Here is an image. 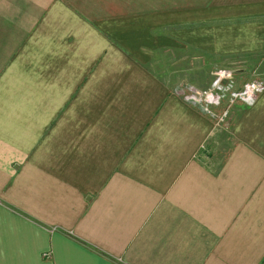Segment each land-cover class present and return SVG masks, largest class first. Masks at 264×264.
<instances>
[{"label": "crops", "instance_id": "crops-1", "mask_svg": "<svg viewBox=\"0 0 264 264\" xmlns=\"http://www.w3.org/2000/svg\"><path fill=\"white\" fill-rule=\"evenodd\" d=\"M216 58L264 82V0H0V264H264V91H177Z\"/></svg>", "mask_w": 264, "mask_h": 264}, {"label": "rangeland", "instance_id": "rangeland-1", "mask_svg": "<svg viewBox=\"0 0 264 264\" xmlns=\"http://www.w3.org/2000/svg\"><path fill=\"white\" fill-rule=\"evenodd\" d=\"M196 62L198 63L197 59H196ZM214 64L219 66L221 69H218V70L215 69L214 70L213 69L214 66L212 67V65H214ZM240 67H241V64H238L237 62H235L233 60L232 61H230L228 59L227 60H225V59L219 60L217 58L213 59L212 63H211V70L213 69L212 71L204 70V72H201V71L194 72V74H193L194 75V79H191V77H188L187 79H184L185 82L183 84L179 85V87L177 88V91L180 92V90H182L185 85H189V84L193 85L199 91L211 90L213 88V86H212L213 82L216 80L219 72H221V71H229V72H233L234 74L231 75V73H227L228 76H224L225 78L222 79L221 83H227L228 82L231 85V90L232 91L239 92L241 90V86H242L243 83L248 82V81H252V80L248 79V78H251V73L253 75L255 73L254 69L253 70L251 69V72H244V71H241ZM182 74L185 76L187 73H182ZM228 77H230V78H228ZM255 77H257V76H255ZM258 79H254V80H258ZM233 83L235 85H233ZM214 89L215 88L212 89L213 92L216 90V89L215 90ZM232 91H227V93L221 94L222 99L220 101V104H218L216 106H213V107H210V108L213 109L212 115L213 116H217L218 123L219 122H221V123L225 122L224 119L226 118L229 109L233 105H235L236 103H239V102H243L242 100H239V99H233L231 97ZM215 93L216 92H214V94ZM225 99L227 100V104L226 105H221L223 100H225ZM219 105L222 106V107H220L221 108V112L217 111ZM222 113H223V118H222V120H219L218 116L220 114H222Z\"/></svg>", "mask_w": 264, "mask_h": 264}, {"label": "built area", "instance_id": "built-area-1", "mask_svg": "<svg viewBox=\"0 0 264 264\" xmlns=\"http://www.w3.org/2000/svg\"><path fill=\"white\" fill-rule=\"evenodd\" d=\"M222 72V73H221ZM219 72L216 80L213 82V88H215L214 94L213 88L211 90H204L199 91L193 85H185L180 92H178L185 100L187 101H196L200 103L204 112L211 114L213 113V109L210 107L216 106L220 104L222 99L221 94L227 93V91L231 90V85L227 83H221L222 79L225 78L224 76H228L227 73L233 72L229 71H221ZM230 78V77H228ZM227 78V79H228ZM229 85V86H228ZM264 91V82L261 80H252L242 84L241 90L239 92L232 91L231 97L233 99H239L243 102L254 100L256 96ZM212 109V110H211ZM219 120H222L223 113L218 116Z\"/></svg>", "mask_w": 264, "mask_h": 264}]
</instances>
